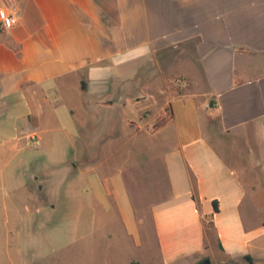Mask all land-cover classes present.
I'll list each match as a JSON object with an SVG mask.
<instances>
[{"label":"crops","instance_id":"crops-1","mask_svg":"<svg viewBox=\"0 0 264 264\" xmlns=\"http://www.w3.org/2000/svg\"><path fill=\"white\" fill-rule=\"evenodd\" d=\"M0 6L16 18L10 29L0 23V148L8 136L32 147V134L42 145L45 127L65 118L61 124L83 140V147L73 144L82 155L69 164L83 181L69 186V201L76 206L82 197L87 208L113 210L117 236L134 237L141 247L149 235L128 181L140 190L138 199L146 198L133 173L143 164L134 158L139 129L131 119L138 117L126 119V138L115 124L103 147L88 140L107 127L118 103L125 106L139 80L137 62L126 67L130 74L119 64L112 73L107 63L106 4L0 0ZM114 8L131 26V61L163 53L164 101L156 119L168 103L173 108V118L147 141L145 162L156 168L147 190L156 254L130 257L128 264H203L207 258L264 264V0H117ZM193 39L194 48L185 50L190 62H173L172 49ZM176 73L186 86L174 93L169 78ZM143 103L142 113L151 108ZM118 154L122 160L112 167Z\"/></svg>","mask_w":264,"mask_h":264},{"label":"rangeland","instance_id":"rangeland-1","mask_svg":"<svg viewBox=\"0 0 264 264\" xmlns=\"http://www.w3.org/2000/svg\"><path fill=\"white\" fill-rule=\"evenodd\" d=\"M100 1L106 4L108 12L103 25L104 44L111 55L107 63L112 64V73L116 74V64H119L124 73L130 74L129 69L125 70L126 67L137 62L139 80L136 82L137 89L127 98L125 106L118 103V107L110 113L107 127L91 134L92 140H88L93 143L100 140L103 147L106 134L115 124L118 135L126 138V134L131 131L126 119L138 117L131 119L139 129L134 158H143V164L134 168L133 173L146 198L138 199L140 190L131 179L128 181L136 200L140 223L148 230V241L138 247L136 238L122 239L121 234L117 236L116 233L121 232L120 221L118 216L111 213L113 210L108 213L102 208H87L83 205L82 197L76 206L69 201V186L73 188L76 184L81 187L83 181L81 171L74 172L69 165L75 155H82L81 149L76 151L73 144L83 147V140L77 133H72L69 127L63 126L61 122L65 118H60L52 126L45 127L41 134V146L33 147L30 142L32 147L21 146V141L8 136L9 142L0 148V264H128L130 257L156 254L147 202L152 198L147 190L154 180L156 168L146 163V158L151 153L147 141L155 132L152 126L157 120L158 108L164 101L163 53L156 56L142 54L136 61H131L136 51L132 49L135 41L131 37L129 21L122 22L121 16L115 12L117 0ZM125 16L129 19V13ZM196 41L193 39L173 48V62H190L185 50L191 51ZM184 81L185 78L179 73L173 74L169 78L171 91H183L179 88L186 86ZM110 90L114 93L118 88L112 86ZM134 96L140 97L139 104ZM142 102L151 106L143 113ZM112 147L111 144L107 145L104 154L110 152ZM120 160L122 155L118 154L111 158L110 164L113 167ZM26 203H29L30 208ZM53 205L56 207L53 208ZM107 232L114 233V236L106 239Z\"/></svg>","mask_w":264,"mask_h":264},{"label":"built area","instance_id":"built-area-1","mask_svg":"<svg viewBox=\"0 0 264 264\" xmlns=\"http://www.w3.org/2000/svg\"><path fill=\"white\" fill-rule=\"evenodd\" d=\"M0 23L4 28L10 29L16 23L15 16L10 13L5 7L0 6ZM33 146H40L41 140L36 134H32L29 139Z\"/></svg>","mask_w":264,"mask_h":264},{"label":"trees","instance_id":"trees-1","mask_svg":"<svg viewBox=\"0 0 264 264\" xmlns=\"http://www.w3.org/2000/svg\"><path fill=\"white\" fill-rule=\"evenodd\" d=\"M173 118V108L171 103H168L163 113L157 118L156 122L152 126L153 131H157L161 127L165 126ZM132 264H140L138 261H133Z\"/></svg>","mask_w":264,"mask_h":264},{"label":"water","instance_id":"water-1","mask_svg":"<svg viewBox=\"0 0 264 264\" xmlns=\"http://www.w3.org/2000/svg\"><path fill=\"white\" fill-rule=\"evenodd\" d=\"M203 264H211V262H210V259H205L204 261H203Z\"/></svg>","mask_w":264,"mask_h":264}]
</instances>
